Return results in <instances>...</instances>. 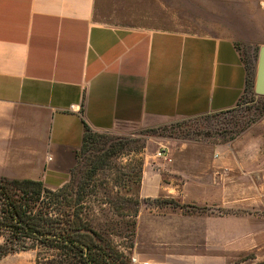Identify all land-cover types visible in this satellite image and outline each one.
I'll list each match as a JSON object with an SVG mask.
<instances>
[{
  "label": "crops",
  "instance_id": "crops-1",
  "mask_svg": "<svg viewBox=\"0 0 264 264\" xmlns=\"http://www.w3.org/2000/svg\"><path fill=\"white\" fill-rule=\"evenodd\" d=\"M100 1L0 0V178L56 190L78 164L85 126L155 128L227 112L243 97L245 52L264 46V0H209L215 17L198 21L217 33L104 22ZM232 150L211 167L226 169ZM183 161L195 158L168 168L178 182L145 169L141 196L199 200L181 193L205 167Z\"/></svg>",
  "mask_w": 264,
  "mask_h": 264
},
{
  "label": "rangeland",
  "instance_id": "rangeland-1",
  "mask_svg": "<svg viewBox=\"0 0 264 264\" xmlns=\"http://www.w3.org/2000/svg\"><path fill=\"white\" fill-rule=\"evenodd\" d=\"M208 2L146 0L145 5L143 0H101L99 19L123 26L148 23L155 29L217 33L219 28L198 21L199 16L215 17L206 9ZM258 53L253 47L245 52L250 82L232 110L155 128L93 131L67 184L56 190L45 187L38 202L24 195L20 186L0 180V224L14 226L7 210L11 198L26 205L39 223L62 218L73 231L92 230L101 238L99 245L118 252L119 264H264V97L255 93ZM185 148L195 155L179 154ZM229 148L233 150L221 160L227 168L211 167L219 161V152ZM204 152L212 156L205 159ZM181 157L195 158L183 163L205 167L194 180L198 187L181 193L199 200L141 196L145 169L164 175V182H178L168 168ZM57 204L63 217L57 215ZM10 236L9 228L1 227L0 247ZM22 247L29 250H19ZM9 248L17 251L0 255L3 264H79L77 252L32 240L14 239Z\"/></svg>",
  "mask_w": 264,
  "mask_h": 264
},
{
  "label": "trees",
  "instance_id": "trees-1",
  "mask_svg": "<svg viewBox=\"0 0 264 264\" xmlns=\"http://www.w3.org/2000/svg\"><path fill=\"white\" fill-rule=\"evenodd\" d=\"M249 82V69L247 68L246 88ZM92 133L93 130H91L88 126H85L82 148L87 146L88 141L90 142ZM0 180L4 182H11L20 186L23 189L22 192L24 195L30 196L35 202H38L41 199L42 192L46 190L43 183L38 181L7 180L3 178H0ZM7 205L9 213L8 218H10V223L14 226H11L10 224L8 226H2V224H0V229L1 227H7L11 232V236L8 237L6 244L0 247L2 250L0 254L1 256L17 251L13 248H9L12 240L25 239L35 241L55 250L77 252L79 254V264H119L118 252L111 247L106 248L99 245L98 242L101 241V238L92 230H87L83 233L80 231V228H77L76 231H73L70 227L67 228L65 226L66 222L62 218H56L55 221H51L49 218H43L44 224H42V222H37L36 219L28 214L30 212L26 211V208H24L26 205L13 202L11 198H8ZM55 207L56 211L59 212L62 206L57 204ZM59 213L60 214H57L58 217H63L65 214H62V212ZM52 223L57 226L54 228ZM19 250H29V248L22 247ZM72 259L75 260L76 258Z\"/></svg>",
  "mask_w": 264,
  "mask_h": 264
},
{
  "label": "water",
  "instance_id": "water-1",
  "mask_svg": "<svg viewBox=\"0 0 264 264\" xmlns=\"http://www.w3.org/2000/svg\"><path fill=\"white\" fill-rule=\"evenodd\" d=\"M255 93L258 96L264 97V46L260 48L258 54Z\"/></svg>",
  "mask_w": 264,
  "mask_h": 264
},
{
  "label": "built area",
  "instance_id": "built-area-1",
  "mask_svg": "<svg viewBox=\"0 0 264 264\" xmlns=\"http://www.w3.org/2000/svg\"><path fill=\"white\" fill-rule=\"evenodd\" d=\"M73 111H75V112H81V109H79V108H76L75 106H72V108H71ZM158 156L159 157H162V153H158Z\"/></svg>",
  "mask_w": 264,
  "mask_h": 264
}]
</instances>
